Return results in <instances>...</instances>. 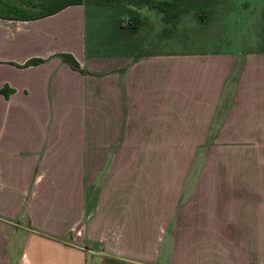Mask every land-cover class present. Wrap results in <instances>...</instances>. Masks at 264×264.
<instances>
[{"label": "crops", "instance_id": "obj_1", "mask_svg": "<svg viewBox=\"0 0 264 264\" xmlns=\"http://www.w3.org/2000/svg\"><path fill=\"white\" fill-rule=\"evenodd\" d=\"M150 14L0 20V264H264V39L136 53Z\"/></svg>", "mask_w": 264, "mask_h": 264}, {"label": "rangeland", "instance_id": "obj_2", "mask_svg": "<svg viewBox=\"0 0 264 264\" xmlns=\"http://www.w3.org/2000/svg\"><path fill=\"white\" fill-rule=\"evenodd\" d=\"M177 1L178 8L171 13L175 19L164 17L156 10H151L150 17L142 18L143 22L136 33V36L143 38L139 44L142 49L134 52L261 48L264 39V0ZM125 11L119 9L120 13L127 15ZM125 15L121 17L123 22L128 21Z\"/></svg>", "mask_w": 264, "mask_h": 264}, {"label": "trees", "instance_id": "obj_3", "mask_svg": "<svg viewBox=\"0 0 264 264\" xmlns=\"http://www.w3.org/2000/svg\"><path fill=\"white\" fill-rule=\"evenodd\" d=\"M109 2H126L127 5L135 8L146 7L149 10H156L164 17L175 19L171 13L178 8V1H153V0H0V20L31 21L55 14L65 7L73 5H103ZM61 62L67 64L72 70H79L77 63L68 54L58 55ZM42 61L31 59L26 61L22 67L34 66ZM11 90L3 86L0 94L7 97Z\"/></svg>", "mask_w": 264, "mask_h": 264}]
</instances>
